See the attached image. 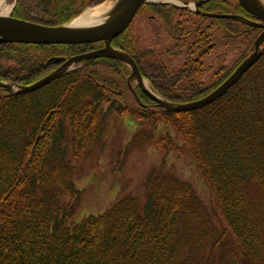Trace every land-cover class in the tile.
<instances>
[{"label":"trees","instance_id":"16d2710c","mask_svg":"<svg viewBox=\"0 0 264 264\" xmlns=\"http://www.w3.org/2000/svg\"><path fill=\"white\" fill-rule=\"evenodd\" d=\"M102 1L16 0L12 17L59 27ZM199 12L253 22L236 0H208ZM139 13L157 25L150 45L141 46L131 27L110 45L133 60L153 93L176 105L218 88L262 33L164 4L143 5ZM101 47L1 44L0 83L30 86L63 64L54 59ZM220 51H234L236 60L211 70L204 59ZM178 56L184 61L172 68ZM129 76L126 65L99 56L38 89L0 90V264H264V52L224 94L190 111H166L138 87L134 97ZM108 113L174 130L179 144L168 134L141 141L136 134L129 144L188 156L220 228L165 160L146 175L142 207L124 196L75 223L82 196L75 181L85 172L72 161L88 158L102 143Z\"/></svg>","mask_w":264,"mask_h":264},{"label":"rangeland","instance_id":"374dc122","mask_svg":"<svg viewBox=\"0 0 264 264\" xmlns=\"http://www.w3.org/2000/svg\"><path fill=\"white\" fill-rule=\"evenodd\" d=\"M117 1L103 0L100 4H95L87 9L101 4L114 6ZM173 1L192 4L196 0ZM13 2L14 0H8L9 4H13ZM130 27L134 34L139 36L141 46L148 47L154 39L157 25L153 21L147 20L144 14L141 16L137 12ZM204 60L205 64L211 67V70H214L219 65H228L236 60V53L234 51H220L218 54L206 57ZM183 61L184 57L178 56L170 62V65L176 69L182 65ZM58 69L59 67L56 70ZM144 81L149 91L155 95L149 83L146 80ZM4 85L9 86V88L7 87L8 90L14 91L13 88H10L11 84ZM130 85L133 88L142 86L145 89L144 84H141L132 73ZM104 126L102 143L88 158L78 162L72 161L81 171L85 172L80 179L75 181L77 189L82 191L81 200L75 208V223L81 222L87 216H97L104 213L114 202L124 196L135 197L140 207H142L145 201L143 183L146 175L152 168L159 167L162 161L165 160L168 169L179 179L193 187L203 205L211 213L214 224L217 228H220L219 220L213 212L212 197L199 177L194 163L188 156L179 158L176 154L166 155L145 142L129 144L136 134L143 135L140 136L139 141L145 140L147 135L152 136L155 140L166 134L175 138V132L171 127L161 123L153 128L144 122L132 119L130 116L118 117L113 113L106 115ZM174 141L179 144L176 138Z\"/></svg>","mask_w":264,"mask_h":264},{"label":"water","instance_id":"95a60500","mask_svg":"<svg viewBox=\"0 0 264 264\" xmlns=\"http://www.w3.org/2000/svg\"><path fill=\"white\" fill-rule=\"evenodd\" d=\"M118 0L117 3L111 8V11L108 14V21L104 23L97 24L89 28H73L69 24L72 22L59 26V27H49L43 26L40 24H35L32 22H27L13 18L12 10L8 16H0V45L1 44H29V45H82V44H95L103 42L105 47L91 52L88 54L76 56L68 60L57 58L54 59L56 63L63 62L61 67L41 79L40 81L27 86L19 87L15 85H10V88H13L14 91H10L6 83H0V89L5 90L10 94L23 93L38 89L51 80L59 77L60 75L66 73L71 67L79 64L83 61H89L91 59L97 58L99 56H106L115 59L128 66L131 70L132 75L139 80H142V77L139 74L137 66L127 55L121 53L124 57L121 58L117 54L118 51L111 48V42L119 35H121L131 24L132 20L136 16L138 10L144 4H153L149 0ZM208 0H201L193 4L194 11L197 14L200 12L198 8L202 6ZM239 5L251 16H253L260 23H253L244 20L243 18L235 15H219V14H202L209 18L214 19H230L241 21L249 26L262 29V33L256 39L254 43L253 52L251 55L245 59L227 78L218 88L212 91L206 97L184 105L172 104L164 99V102L159 101V97L151 94L145 90L142 86L140 89L154 102L157 106L165 109L166 111H190L201 108L222 94H224L228 89H230L240 77L260 58L264 52V7L259 4L257 0H237ZM188 3H183L182 8H187ZM85 12V11H84ZM84 12L78 17L80 18ZM77 18V19H78ZM75 19V20H77ZM74 20V21H75ZM263 45V48L261 46ZM131 78V76H130ZM129 78V79H130ZM135 95L134 91L132 90Z\"/></svg>","mask_w":264,"mask_h":264},{"label":"bare ground","instance_id":"6f19581e","mask_svg":"<svg viewBox=\"0 0 264 264\" xmlns=\"http://www.w3.org/2000/svg\"><path fill=\"white\" fill-rule=\"evenodd\" d=\"M120 1H122V0H120ZM149 1H151V2H167V3H171L174 5L181 6V4L177 1H168V0H149ZM258 2H259V4H261L264 7V0H259ZM112 7L113 6H107L104 4L91 7L89 9H87L80 18L73 21L69 25L72 26L73 28H89V27H93L97 24L104 23L110 19V18H108V14L111 11ZM11 10H12V4H9L8 0H0V16H8L10 14ZM117 55L120 56L121 58L124 57L121 53H119ZM139 82L141 84H144L145 89L148 92H150L145 81L139 80ZM158 99H159V101L164 102L161 98H158Z\"/></svg>","mask_w":264,"mask_h":264},{"label":"flooded vegetation","instance_id":"af4514ba","mask_svg":"<svg viewBox=\"0 0 264 264\" xmlns=\"http://www.w3.org/2000/svg\"><path fill=\"white\" fill-rule=\"evenodd\" d=\"M197 1H198V0H197ZM195 2H196V1H195ZM138 12H139V11H138ZM252 21L255 22V23H260V22L257 21L254 17H253ZM102 48H104V44H103V47H101V48H99V49H97V50H100V49H102ZM97 50H93V51H90V52H88V53L95 52V51H97ZM88 53H85V54H88ZM83 55H84V54H83Z\"/></svg>","mask_w":264,"mask_h":264}]
</instances>
